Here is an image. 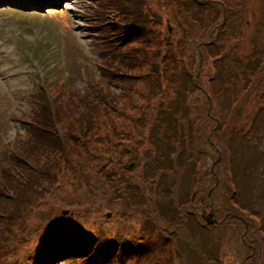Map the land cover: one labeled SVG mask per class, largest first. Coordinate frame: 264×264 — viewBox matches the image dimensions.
<instances>
[{"label": "rangeland", "instance_id": "rangeland-1", "mask_svg": "<svg viewBox=\"0 0 264 264\" xmlns=\"http://www.w3.org/2000/svg\"><path fill=\"white\" fill-rule=\"evenodd\" d=\"M141 1L144 3L141 9L151 24L150 43L140 49L139 53L145 60L135 61L132 71L146 76L133 83L129 97L118 101L117 106L125 111V115H113L124 142L130 138L136 143L123 155L119 154L120 147L103 151L116 165H133L124 171L128 187H124L121 193L108 196L98 190L97 198L94 196L92 199L93 193L89 197L85 194L86 183L80 173L67 172L60 188H50L51 191L30 201V206L26 207V219L16 218L17 223L23 222L25 226L17 248L0 249V256L7 255L15 264H28L39 249L34 248L39 236L54 239V236L62 234L61 229L72 234L82 228L95 235L102 234L105 239H115L113 235L117 234L121 239L137 243L139 248H152L150 253L143 251L141 257L134 254L125 264H264V64L260 70L256 69L264 55V0H247L244 4L243 1L241 4L235 2L237 0H225L233 3L223 15L216 4L215 9L204 11L205 21L198 25L188 14L181 12L174 0ZM72 2L76 3L70 7L76 8L75 13L79 12L82 0ZM67 11L69 21L62 23L67 24L66 38L70 37L67 30L76 35L68 39L70 53L75 60L82 56L86 58H83L82 72L87 73L91 81L94 76L100 79L95 66H92L91 57L96 58V55L90 51L87 42L78 37L81 18ZM30 22L21 17L11 20L13 27L23 30L25 38L34 43L39 39L40 28L35 24L32 30H24L25 25L32 24ZM200 25L205 31L197 29ZM202 37L203 42L209 40L208 44L213 43L196 54L194 46ZM17 41L21 44L20 34ZM74 46L80 48V53ZM15 56L16 53L14 59ZM47 58H53L52 64L57 61L56 56L48 55ZM14 59L8 54L0 57V61L10 62H0L2 75L16 69L12 62ZM153 63L157 65L156 72ZM17 64L16 77L5 80L0 77V106L9 98L11 106L21 107L30 91L27 87L31 85L33 75L27 70H32L33 65L25 60L17 61ZM252 69L258 73L257 78L250 91L236 101L234 116L229 118L226 127H221L219 119L225 116L230 104H235L232 92L228 94L229 89L225 90L222 85L227 81L233 85L245 84ZM190 73L194 74L196 86L198 84L202 88L190 87L193 93L188 94L185 103L190 113L185 127L190 129L192 136V141L187 143V153L197 161L189 162L182 170L177 166L174 171L170 167L165 170L163 166L166 163L162 159L166 146L172 149L178 139L175 138L173 143L169 140L166 145L162 136H169L171 126L160 124L156 127L155 115L163 113V119H170L171 114L165 112H181V103L176 104L174 100L176 96H183L180 91L187 87L184 77ZM76 78L83 83L78 74ZM150 79L154 84L163 85L159 95L151 92ZM108 83L110 92L118 91L114 79ZM213 90L216 92L212 93ZM3 93H9V96L5 98ZM123 95L127 96L126 93ZM3 108L9 112L8 107ZM76 108L71 106L72 111ZM236 114L240 115L234 119ZM74 118L69 114L62 118L61 127L65 132L73 127ZM176 120L180 126L182 121ZM13 124L6 116L0 117V128L6 137L12 143H21L24 134L17 135L21 127L15 124L13 128ZM109 128L107 124L106 129ZM153 137H156V142H152ZM226 138L230 141L228 148L224 143ZM228 155L232 156L233 170L229 178ZM150 167L156 169L154 174H149ZM163 173L167 177L164 183L160 181ZM164 184H175L170 197H174L173 202L191 194L192 205L187 208L194 207L196 217L189 215L187 209L173 218L165 213L166 220H161L158 207H164L169 198V195L165 196L166 192L162 193ZM209 190L210 197L207 196ZM23 197L22 203L27 204L28 195ZM203 211L205 218L212 214L210 226L199 216ZM106 212H110L109 216ZM13 229L17 226L14 225ZM59 263L67 264L62 260Z\"/></svg>", "mask_w": 264, "mask_h": 264}, {"label": "trees", "instance_id": "trees-1", "mask_svg": "<svg viewBox=\"0 0 264 264\" xmlns=\"http://www.w3.org/2000/svg\"><path fill=\"white\" fill-rule=\"evenodd\" d=\"M90 1L93 5L96 3L102 4L105 11H112L113 9L120 8L124 10L130 9V13H125L127 16L131 15V20L126 22L123 26L120 24H113L109 21L107 22V18L105 17H102L104 23L101 24L98 18L95 17V22L100 30L105 29L107 32L111 33L117 42L120 40L123 41L122 44L133 42L131 46L126 49V52L120 54V56L116 55L115 58H117V60H114L110 64V66L116 70L112 75L117 81L119 92L108 91V96L107 94L102 95L99 86L91 84V94L93 99H95L94 108H90L86 102H78L74 98L71 100L78 103H70V106H76L77 108L75 110H62L61 113L55 114V122L53 124H51V120L47 115H44L42 120L48 124L44 123L40 125L39 119H37L34 125H30L27 128L26 132L28 134L26 133L27 137L24 138L25 140L23 141L26 146L21 149L26 159L24 160L12 155L9 162L0 169L1 250L9 247L17 248V243L23 231H25V226L23 222L17 223L15 221L16 218L21 216L23 219H26V207L30 206V201L33 202L36 196L40 197V195H44L48 191H51L52 188L54 190H57L58 187L60 188L67 172L73 174L77 172L80 173L86 183L84 186L86 191L85 194L89 197L93 193L92 199H94V196L95 199L97 198L96 191L98 190L104 192L106 196H108L116 192L121 193L123 188L128 185L125 180L127 176L124 172L127 170V165H116L115 162H111V159L105 156L104 152L109 151L111 148L118 149V147H120L119 154L123 155L127 153L126 151L129 150V147L131 148L133 143H136L134 139L130 140V138L129 141H127L126 138L127 142H124V136H122L120 134L121 132L114 126L112 117L113 115L116 116V103L123 97H129L134 87L133 83L138 80L137 76L126 69V66L129 68V65L132 66L138 58L140 61L145 60L144 56H138L140 54V45L138 42L148 39L147 34L150 29L146 26L144 18H141L136 12H132V9H134L137 4V0ZM175 2L178 3V6H183L185 9L184 12L193 17L195 20V22H193L194 24L203 22L205 18L203 13L205 7H207L208 0H203V3L198 0H175ZM195 6L197 9L194 8ZM124 28H127L126 31ZM195 52L197 54V49H195ZM114 63L117 64L114 65ZM153 64L154 70H157L156 64ZM252 72L253 69L249 74L250 79L245 84L233 85L230 81H227L226 84L222 85L226 87L225 90L229 89L228 94L232 92L234 96L233 102L235 104H230L225 116H222L221 120L219 119L221 127L224 125L223 128H225L229 118L234 116L233 110L237 105L236 101H238L243 94L250 91V87L254 83ZM102 74L104 78H106L105 81L111 79L108 77L109 74L107 72L102 71ZM233 76H235V74ZM184 78V85L187 87L183 86V91H180L183 96H176L174 100L176 104L181 103V112L177 113L170 108L172 111L165 112L166 114H171L170 119H163V113H156L155 115L156 127H160V124L165 125L164 127L171 126V131L169 130L170 132H168L169 136L165 134L162 136L160 134L163 140L166 139V145H168L169 140L173 143L175 142V138L178 139V143L175 142L172 149H168L169 146H166V152L163 154L162 159V162L165 161L164 163H166L163 166L165 170L170 167V169L174 171L175 166L182 170V168L184 169L187 167L186 164L189 162L193 161L195 163L197 161L190 153H187V143L192 141V136L190 129L185 127L187 119L190 117L185 103L188 94L193 93L191 88H202H200L198 84L196 86L193 73L185 74ZM150 85L151 92L154 95H159L163 89V85L158 82L155 84L154 82L150 83ZM214 92L216 91L213 90L212 93ZM94 93H96V95H94ZM124 93H126L127 96L123 95ZM41 99L42 98L39 100ZM114 103L115 105H113ZM78 108L79 110L77 111ZM32 111L35 112L34 114L36 117H39L38 109ZM65 114L75 116L73 127L67 129L70 139H68L64 132L55 128L60 126V119ZM99 114L103 116V121L101 123H94L92 117H97ZM255 114L258 116L257 113ZM239 115L240 114H236L234 119L238 118ZM159 117H161L162 121ZM209 117L211 118L210 115ZM176 119L182 121L180 126H177L178 122ZM107 124L110 125L109 129H106ZM192 126L193 124H191L190 127ZM74 129H76V133L73 132ZM140 133L142 132H139V134ZM152 142H156V137L152 138ZM229 142L227 138L224 139V143L230 147ZM170 154H173V156H170ZM229 154H231V152H229ZM231 158L232 156H226L227 162H230L228 178L233 175ZM194 167L196 168L195 165ZM155 171L156 169L150 167L148 172L149 174H154ZM164 173L161 174L160 177L162 183L167 180L166 174ZM90 181L91 184H89ZM151 182L154 183L153 180H151ZM174 187L175 184L163 185L164 190L162 193L166 192L165 196L169 195V198L167 203H164V207H158V215L161 220H166L167 217L165 213L168 214L167 216L170 218H173L175 215L187 209L189 210V215L196 217L197 212L195 208H187L189 204L192 205L193 197L191 194H188V197L185 195L184 198H180V200H176V202H173L174 197L170 199ZM24 194L28 195L29 201L27 204L22 203ZM233 195H235V193L232 189L231 196ZM14 225L17 226L15 230L13 229ZM82 229H78L77 232H72V234H68L61 229L60 231L62 234L54 236V239L39 238L37 245L34 246V248L39 249L36 254L31 257L30 261H28V264H55L60 260H66L68 257L80 258L81 264H125L126 260L134 254L141 257L140 254L143 251L152 252V248H138L136 243L133 244L124 238L121 239L117 234L113 235L115 239H109V237L105 239L101 236L102 234L95 235V233L88 232L86 229L81 231ZM100 233H103L102 230H100ZM103 235L106 236L105 234ZM114 261L116 263H113ZM0 264H15V262L7 255H2L0 256Z\"/></svg>", "mask_w": 264, "mask_h": 264}, {"label": "water", "instance_id": "water-1", "mask_svg": "<svg viewBox=\"0 0 264 264\" xmlns=\"http://www.w3.org/2000/svg\"><path fill=\"white\" fill-rule=\"evenodd\" d=\"M208 216H209L208 218H205L204 215H202V217H204V219H206V223H207V224H210V223L213 222V219L211 218L212 214L209 213Z\"/></svg>", "mask_w": 264, "mask_h": 264}]
</instances>
